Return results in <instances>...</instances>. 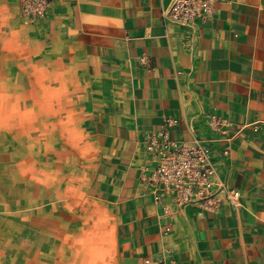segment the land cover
I'll use <instances>...</instances> for the list:
<instances>
[{
  "label": "crops",
  "instance_id": "1",
  "mask_svg": "<svg viewBox=\"0 0 264 264\" xmlns=\"http://www.w3.org/2000/svg\"><path fill=\"white\" fill-rule=\"evenodd\" d=\"M23 1L0 0V264H264V0L187 25L172 0ZM167 119L237 201H155Z\"/></svg>",
  "mask_w": 264,
  "mask_h": 264
},
{
  "label": "built area",
  "instance_id": "2",
  "mask_svg": "<svg viewBox=\"0 0 264 264\" xmlns=\"http://www.w3.org/2000/svg\"><path fill=\"white\" fill-rule=\"evenodd\" d=\"M214 1L172 0L167 14L171 21L181 25L196 18L207 21ZM48 4L49 0H24L22 10L26 15L37 17L44 14ZM224 122L221 120L219 124ZM175 124V120H165L145 141V152L153 166L149 182L156 189L155 201L168 195L179 206L200 205L204 210L220 206L221 200L217 197L220 193L229 201H237V190L226 189L222 182H216L211 147L198 139L192 143L171 139L169 129ZM223 153L226 155L227 151Z\"/></svg>",
  "mask_w": 264,
  "mask_h": 264
},
{
  "label": "rangeland",
  "instance_id": "3",
  "mask_svg": "<svg viewBox=\"0 0 264 264\" xmlns=\"http://www.w3.org/2000/svg\"><path fill=\"white\" fill-rule=\"evenodd\" d=\"M73 130H75V129H74V125L72 123H70V124L69 123H65L64 124V131L65 132H68V131L72 132Z\"/></svg>",
  "mask_w": 264,
  "mask_h": 264
}]
</instances>
